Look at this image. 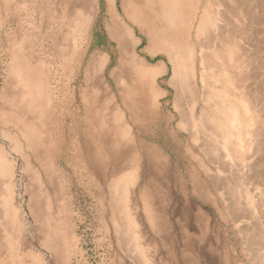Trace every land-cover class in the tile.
Here are the masks:
<instances>
[{
  "label": "bare ground",
  "instance_id": "obj_1",
  "mask_svg": "<svg viewBox=\"0 0 264 264\" xmlns=\"http://www.w3.org/2000/svg\"><path fill=\"white\" fill-rule=\"evenodd\" d=\"M12 1L0 0V9L8 8ZM42 2L51 12L50 1ZM245 2L68 0L57 16L56 27L52 25L65 34L56 36L52 46L64 61L63 68L70 67L73 60L80 67L86 65L93 78L100 74L107 81L108 86L103 87L111 94L106 107L96 112L98 130L86 126L85 148L78 150L79 156L73 129L62 138L57 135L64 138L58 144L50 118L38 110V101L49 94L48 72L41 62L29 60L33 66H28L23 43L17 42L19 54L11 60L20 66L13 70V79L22 91L29 90L20 94L22 101L24 96L29 102L25 104L27 114H39L25 117L23 109L24 131L7 134L12 148L0 147V264H70L73 255L69 252L78 249L79 240L74 235L73 244L69 242L71 212L65 207L66 197L60 203L58 192L68 184L59 176L73 177L81 170L77 187L82 184L89 190L98 177L93 169L100 173L102 183L108 182L104 166L110 157L117 160L111 172L120 174L108 184L117 232L137 263L149 264L142 246L145 219L155 235L150 264H264V83L249 91L248 81L258 76H250L246 42L252 20L264 23V0L252 1L250 6H244ZM254 9V14L259 12L255 20ZM228 12L235 19L231 34L217 24ZM93 30H104V48L110 44L106 53L92 49L94 41L88 38ZM209 30L204 54L199 52L204 41L201 36ZM28 67L33 69L30 76ZM117 94L119 103L115 102ZM84 105L91 117L94 108L89 101ZM216 165L222 173L239 175L218 180ZM245 170L246 176L241 174ZM250 186L261 196L251 197ZM65 189H61L63 194ZM220 201L228 203L231 217L239 221L235 227L244 235L246 249L256 254L246 263L236 249L222 241L226 238L213 234L211 214L205 209H220ZM134 207L137 215L133 219ZM169 239L172 252L158 263L160 242ZM114 257L113 264H123L118 251Z\"/></svg>",
  "mask_w": 264,
  "mask_h": 264
},
{
  "label": "rangeland",
  "instance_id": "obj_2",
  "mask_svg": "<svg viewBox=\"0 0 264 264\" xmlns=\"http://www.w3.org/2000/svg\"><path fill=\"white\" fill-rule=\"evenodd\" d=\"M42 1L43 0H13L11 4L8 6V8H3L4 11L2 10V8L0 9V147L5 146V148L7 149L12 148L11 146L12 143L10 140H8L9 138L8 135H10L11 133H17L21 129H22L21 131H24L23 130L24 126L22 125L24 116L25 114H26L25 117L30 116L29 114H27L28 108L25 105V104H28L29 102L27 98L25 99L24 96H22L24 99L23 101H25L23 102L20 96V94H22L24 91L27 92L29 90H27L28 88L25 87V90L22 91V89L24 88H22L21 85H18L17 82L14 80L16 77L15 75L16 72H14L15 68L20 65L16 64L17 61H14L11 59H12V56L19 54V52H17V42H18L20 44L23 43L22 52H23V55L27 58L26 60L29 62L28 63L26 61L27 65L28 66L32 65L30 64V61L41 62L44 64L43 68H46V71L48 72L47 75L50 81L49 94L45 97V99H40L41 100L40 103L38 101V105H37L38 110L41 109V113L44 116L47 115L50 118L51 120L50 126L52 128V132H53L54 138L56 139L57 143L62 142V140L64 139V138L59 139V136H61L62 138L64 133H67L69 129L70 130L73 129V135H74L73 141L75 143V146L77 147V154H78V150L81 149V147L85 148V141L83 140H84L85 130L87 128L86 126L88 124L94 125L95 130L96 129L98 130L99 127L97 126V124H98L99 118L96 116L97 115L96 112L99 111L101 108L106 107L105 105L107 101L109 100L108 96L111 94L109 93L108 95V90L105 88L108 86V84L106 83L107 81L104 80L100 74H98L100 78L98 77H97L98 79L93 78V75L91 76L89 72H87L86 65H84L83 67H80L79 65H77V62L73 60L71 61L70 67L64 66L63 68L62 63L64 61L61 59V57H59V52H57V49H55V47L52 46L53 45L52 41L55 40L56 36H61L65 34L64 30H55V27H56V22L58 20L57 16L60 10L64 8L65 4L68 3V0H49L51 3L50 6L52 8L51 12H49L48 9H45L47 7L43 6L44 4ZM252 1L255 4H258L259 2V0H246L245 4L243 5L250 6L251 4H253ZM1 2H5V0H1ZM214 2H217V0H214ZM55 6L59 7L58 8L59 11H57L58 9L55 10ZM42 7H44L45 11H42ZM254 13H255V9L252 12V16L254 15L253 19L254 18L256 19V16L259 15V12L258 13L256 12V14ZM262 15L264 16V13ZM48 21L50 24L48 23ZM252 23H253V20L251 22V26H248L247 38H246V42L248 41L247 43L248 63H249L248 67H249L250 76L257 75L258 78L254 77L256 79L251 78L252 80L250 79L248 81V86L250 87L249 91L251 93H252V89L254 91L256 90L257 87L260 88V86H257V84L259 85V83H264V66H262L264 65V23L262 25H259L256 22L253 24ZM54 24H55V27L53 29L52 25ZM217 24L219 28L220 27L224 28L225 32L226 33L228 32L227 34L233 33V31L235 30L234 14H231L228 12V14H226V18L222 17L221 19H218ZM211 31L212 30H209L208 32H206L204 35L201 36V40L202 41L204 40V41L201 42V45L199 47L200 49L199 52L203 51L204 54L207 52V49L205 48L204 43L205 41H207L206 37L209 36ZM239 36L237 38L241 40V37ZM219 38L221 41V37ZM88 39H90L91 41H94L92 49H98L104 53L107 52L106 49H108L110 44L106 48H104L105 47L104 45H106L103 41L105 39L104 30H93L91 33H89ZM202 46L204 48H201ZM55 51L58 53V55L57 53H54ZM257 63L261 64L262 68L259 67L260 65H258ZM73 68L74 70H72ZM26 70H29V72L27 73H29V76H30L31 75L30 70H33V69L28 67L26 68ZM75 72H77L76 75H75ZM90 73L92 74V71ZM207 73L208 71H206L205 75H207ZM91 77L95 79V81L91 80ZM99 79L102 82H100ZM90 80L92 83L90 82ZM98 81L100 82V84ZM113 84L115 88H117L116 87L117 83L116 82L114 83L113 81ZM100 86L101 87L105 86V87L101 88ZM255 86L256 88H254ZM263 89H264V85H263ZM104 90H106V93ZM102 92H104V95ZM105 94L107 95V97ZM119 99H120V96L117 94L115 102L119 103L120 101ZM85 101H89L90 104L92 105V108H94L92 109L93 111H92L91 117H89L90 113L89 112L87 113L88 110L86 111L85 109V105H84ZM72 103H75V104L72 106ZM262 103L264 104V99ZM23 105L25 106L23 107ZM96 107H99V108H96ZM23 109H24L23 112L25 114L22 112ZM34 109H36V107H34ZM37 114H39V112H37ZM37 114L32 115V116L37 118ZM262 139L264 142V136ZM19 157H21V155ZM76 159L78 160V158ZM77 160H75L76 164L78 162ZM115 160L116 158L110 157V160H108L109 162L105 163L106 165L104 166V169L105 171L107 170V175L109 176V178H107L109 183L108 182L102 183L100 173L93 169V171L97 173L96 175L98 177L95 176L96 181L93 180L91 182L89 190H87L82 184H80V186L77 187V183L81 181L78 179V177L80 176L79 172L81 170L79 171L77 170L76 173L73 174V177L68 178V177H65L64 175L59 176L61 180L67 181V184H68L66 186L63 184L64 187H61V189L62 188L64 189L66 187L70 191L69 192L67 189H65L64 194H63V190L60 189L58 191L60 195V199H61L60 203L63 202V197H66V199L68 200L67 202L68 205H66L65 207L67 210H69V212H71V215L69 214L71 217L70 218L71 220H68L67 225L70 227V229L72 228L73 234L69 237L70 238L69 242L73 244L72 237H74V235H76L79 240L78 249L75 250V252L73 249H71V251L69 252L71 253V256L73 255L70 264H113V261L115 258L114 255L116 251L119 252L123 260V264H139L136 261V256H133L132 254H128L127 251L124 249V245L121 242L119 233L117 232L115 220H114V217L116 216V214H115L114 205L112 204L113 203V200H112L113 193L109 185H111V183L114 180L120 177V174H118L119 172L118 173H115V171L111 172L112 167L117 162V160L116 161ZM173 160L177 162L176 158ZM214 167L215 169H217V171H214V173L218 176V180H221V179L227 180V178L232 175L230 173H225V172L222 173L220 166L216 165ZM245 167L247 168V166ZM263 167H264V164H263ZM261 172L264 173V168L261 169ZM261 172L258 175L259 178L261 176ZM235 173L236 172H234V175H239L238 173L237 174ZM242 173L243 175L246 173L244 175L246 176L248 174V171L245 170L241 172V174ZM202 174L207 176L205 172H202ZM234 175L231 176L232 179H235ZM177 180L179 179L177 178ZM99 184H101L103 188H100ZM234 187H235L234 190H240L239 187L237 186H234ZM189 190L190 191L192 190L191 187H189ZM225 190L227 191V189ZM24 191H25V188H24ZM86 191H88V194H85ZM248 191L251 197H254L256 194L261 196L259 190L256 189L255 186H250ZM15 196H16V199L20 201L19 191L16 192ZM100 197H102V199H100ZM26 198H28L27 195H26ZM103 202L105 203L103 204ZM221 202L225 206L222 205ZM226 203L227 202L225 201H220L219 203L220 209L210 206L205 209V212L208 214H211L210 217H211L212 223L210 224L212 226L213 234L219 235L220 238L222 239L226 238L225 240H222V241L229 245L230 247V248L228 247L229 249H232V248L236 249L237 254L238 255L241 254L239 256L241 258V261H243V263H246V260L248 261L249 257H255L256 254L253 251H249L246 249L247 246L245 245L244 235L240 232L239 230L240 228L235 227V225L238 224L239 221L237 219H234L233 216H232L233 218L231 217V212L227 207L228 203L227 204ZM216 211L218 213H216ZM136 213H137V210L134 207L132 209L133 219L134 217H136L137 215ZM231 222L233 223L234 226L231 224ZM143 223H144V227H143L144 233H143L142 246L146 250L144 255H148L146 256L147 257L146 260L150 264L149 260L152 258V255L154 254V245H153L154 242L153 241H154L155 235H154V232H152L153 230L149 229V228H152L150 226L149 221L144 219ZM147 232L149 233V235ZM221 235L222 236L224 235V236L222 237ZM232 235H234L235 237ZM231 236L232 238L230 239ZM147 239H150V241ZM169 241L170 239L168 241L165 240V242L164 241L160 242L159 250L157 253V257H156L157 259L156 261H158V263L162 261L164 262L165 260H167L168 259L167 256L169 255L170 252H172L171 251L172 245L170 243L171 241L170 242ZM235 242L236 243L238 242V243L236 244ZM165 246L168 248H166ZM167 252H168V255H167ZM159 255H161V257ZM249 264H252V262H249Z\"/></svg>",
  "mask_w": 264,
  "mask_h": 264
}]
</instances>
